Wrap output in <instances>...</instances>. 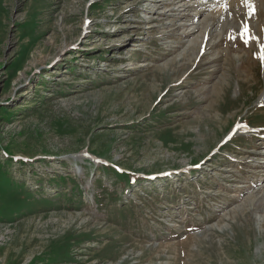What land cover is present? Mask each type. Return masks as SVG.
<instances>
[{"label":"rangeland","instance_id":"obj_1","mask_svg":"<svg viewBox=\"0 0 264 264\" xmlns=\"http://www.w3.org/2000/svg\"><path fill=\"white\" fill-rule=\"evenodd\" d=\"M217 1L0 0V264H264V20Z\"/></svg>","mask_w":264,"mask_h":264},{"label":"bare ground","instance_id":"obj_2","mask_svg":"<svg viewBox=\"0 0 264 264\" xmlns=\"http://www.w3.org/2000/svg\"><path fill=\"white\" fill-rule=\"evenodd\" d=\"M192 1V0H191ZM217 0H212V5H213V3H216L217 4ZM231 2V1H230ZM253 2V1H252ZM186 3V2H185ZM250 3V2H249ZM202 4H204V3H202ZM251 4V3H250ZM171 5V4H170ZM174 5V4H173ZM177 5V4H176ZM197 4H196V2L194 3V4H192V6H196ZM255 5V4H254ZM175 6V5H174ZM173 6V7H174ZM198 6V5H197ZM238 5H234L233 3H229L228 5H226V7L224 8V10L222 11V14L220 15V17H219V19H216V18H214L213 19V21H214V23H213V26H216L217 24H219L218 22H219V20H223V19H228V18H230V19H232V20H236L235 19V17L232 15V9H233V7H237ZM249 6V5H248ZM200 7H201V5H200ZM175 8V7H174ZM175 11H176V9H174ZM187 11V6H185L184 7V9H183V11L182 12H186ZM250 11H253V13H254V11H258V13H259V16L264 20V0H259L258 1V4H256V6H251L250 5ZM247 12H249V11H247ZM200 14H202V12L200 13L199 11H198V13H197V15H200ZM190 15H188V17H189ZM218 17V16H217ZM238 18V17H237ZM244 18V17H243ZM196 20V19H195ZM246 20V19H245ZM238 21V20H237ZM222 23V22H221ZM230 23H232V22H230ZM260 24V23H259ZM262 25H264V23L262 24ZM262 25H259L258 26V30H260V32L262 33L263 31V29H264V27L262 26ZM212 26V27H213ZM224 27H225V25H224ZM246 30H247V32H249V33H251L252 34V32L254 33V31H255V27L251 24V23H249V25L246 27ZM190 33H192V32H190ZM244 33V32H243ZM188 35H190V34H188ZM243 39V38H242ZM248 39V38H247ZM253 62V61H252ZM264 137V136H263ZM261 142V141H260ZM262 144H264V141H262Z\"/></svg>","mask_w":264,"mask_h":264}]
</instances>
